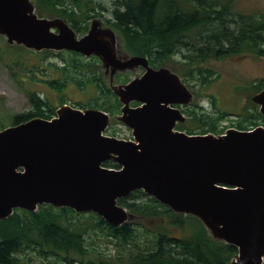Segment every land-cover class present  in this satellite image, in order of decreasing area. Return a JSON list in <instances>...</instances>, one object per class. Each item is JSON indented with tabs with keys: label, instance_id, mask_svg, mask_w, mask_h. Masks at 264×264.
Here are the masks:
<instances>
[{
	"label": "water",
	"instance_id": "95a60500",
	"mask_svg": "<svg viewBox=\"0 0 264 264\" xmlns=\"http://www.w3.org/2000/svg\"><path fill=\"white\" fill-rule=\"evenodd\" d=\"M0 36L35 52L96 56L114 72L145 71L112 85L122 104L116 120L134 141L105 135L108 113L69 105L52 119L0 131V221L18 209L50 205L93 213L119 227L136 216L118 201L143 191L174 213L198 218L214 240L236 247L231 264H264V126L222 135L176 130L186 121L176 106L190 105L193 93L169 68L154 69L147 58L120 49V36L100 19L80 37L65 19L39 17L32 0H0ZM252 102L264 117V90ZM108 161L119 168L105 167Z\"/></svg>",
	"mask_w": 264,
	"mask_h": 264
},
{
	"label": "trees",
	"instance_id": "16d2710c",
	"mask_svg": "<svg viewBox=\"0 0 264 264\" xmlns=\"http://www.w3.org/2000/svg\"><path fill=\"white\" fill-rule=\"evenodd\" d=\"M32 1L40 17L65 19L79 35L88 31L91 20L102 19L105 26L120 35L124 49L132 56L146 57L154 68L170 66L171 62L178 64L171 66L173 71L193 91L197 85L201 90L219 78L206 65L211 60L220 61L243 53L264 56V12H236L241 0H114L108 18H104L103 6L95 0ZM14 48H17V62L23 58V52L35 54L24 47ZM43 53L61 58L64 65L52 68L62 73L85 74L87 64L80 54ZM174 58L178 61H173ZM90 63L96 65L98 61L91 59ZM89 69L82 79L76 80L70 74L64 78L80 88L91 86L99 91L88 104L77 106L99 109L111 116L119 114L118 97L99 80L103 73ZM48 83L60 88L64 84ZM262 90L264 79L255 82L251 89L253 94ZM193 93L192 106L182 108L188 120L178 125V130L188 134L221 135L229 128L248 131L264 121L258 106L250 100L241 114L233 115L237 117L235 120L223 125L232 114L220 110L215 97L212 103L217 114L209 113L198 103L200 94ZM29 101L31 110L16 115L14 125L55 116L56 106L38 98L36 93L29 95ZM104 166L119 168L114 161ZM118 204L136 219L113 227L96 214H79L69 208L42 205L35 212L16 210L8 219L0 221V264H30L33 256L50 254L59 255L65 264H231L238 254L236 247L214 240L198 218L174 213L143 191L133 192ZM144 220L157 221V225L148 226Z\"/></svg>",
	"mask_w": 264,
	"mask_h": 264
},
{
	"label": "rangeland",
	"instance_id": "374dc122",
	"mask_svg": "<svg viewBox=\"0 0 264 264\" xmlns=\"http://www.w3.org/2000/svg\"><path fill=\"white\" fill-rule=\"evenodd\" d=\"M103 6L104 18L111 16V11L114 8V0H95ZM100 10V9H99ZM236 12L244 14H259L264 12V0H241L235 8ZM15 46H10L7 40L3 37L0 39V128L14 126V117L18 114H24L31 110L29 95L31 93H40L43 97L48 96L51 100L48 102L58 106L60 103L52 101L55 96L44 82L49 79L62 78V72L52 68L53 65L62 67L64 62L60 57L54 54L39 53H22L23 58L17 62L18 53ZM55 54L58 52H54ZM65 58H68L66 55ZM87 69L82 74L72 71L69 74L75 79H82L90 71L98 70L102 72L101 67L90 63V59L84 58ZM175 62L178 60L174 58ZM89 64V65H88ZM51 65V66H50ZM206 65L211 67L219 75V78L209 87L201 89L197 85L194 89L200 95L198 103L202 104L209 113H215L213 106V97L216 99L217 106L220 110L231 113L232 116L224 121V124H230V121L235 120L238 115L243 112V109L248 106L253 93L251 91L255 82L264 79V56L257 57L249 55V53L239 54L232 58H226L220 61L211 60ZM178 64L170 63L165 67L173 70L171 67ZM32 70V71H30ZM132 78V75H129ZM75 83V82H74ZM73 81H70L67 94L72 98L74 104H88L90 99L98 95V91L94 87H86L84 93H77L73 88ZM75 86V85H74ZM192 93L194 92L190 89ZM217 114V113H215ZM114 123L112 131H115V137L126 138L128 131L121 124ZM231 129V128H230ZM148 226L157 225V221L144 220ZM98 238H96L97 240ZM104 245H102L103 247ZM112 247V246H110ZM115 249H112L111 254H114ZM49 254V253H48ZM34 260L30 264H65L59 255L33 256ZM79 264V262L75 263Z\"/></svg>",
	"mask_w": 264,
	"mask_h": 264
},
{
	"label": "flooded vegetation",
	"instance_id": "af4514ba",
	"mask_svg": "<svg viewBox=\"0 0 264 264\" xmlns=\"http://www.w3.org/2000/svg\"><path fill=\"white\" fill-rule=\"evenodd\" d=\"M103 21V20H102ZM103 27H106L105 26V22L103 21ZM120 49L123 50V48L121 47ZM93 60V59H97L98 63H96V65H98L99 67H101V70L103 73L102 75V79H100L99 77V80H103V86H104V82L106 83V85L112 90V85H124V84H128L129 82H131L133 79H135L136 77H139V76H142L144 74V69L143 68H139L137 69L136 71L134 72H129V71H125V72H122V71H115L114 72V69L109 67L108 69L103 65V63L101 62V60L97 57H92L90 58V60ZM115 73V74H113ZM69 73H62V78H55V79H49L48 81H60L61 83H64L61 88L58 87L57 85H50L48 82H44L47 87L51 90V93L55 96V99H53L52 101H55L58 103H60V107L61 108L62 106L64 105H69L73 108H77V109H81L80 107H78L76 104H74L72 102V98L67 94V90L69 88V85L70 82L69 81H65L64 78L68 75ZM129 75H132V78H129ZM74 83V82H73ZM75 85V86H74ZM73 85V88H75L78 92L77 93H84L85 92V88H80L79 86L76 85V83H74ZM98 91V90H97ZM36 93V92H35ZM98 94H99V91H98ZM36 96L42 100H45V101H49L51 100L50 98H48V96H45L43 97L40 93H36ZM119 100V99H118ZM62 101H65V103L61 104ZM30 102V101H29ZM120 103V101H119ZM121 104V103H120ZM140 104L138 103H132V107H137L139 106ZM56 106V105H55ZM31 108H32V105H31ZM58 106H56V114L55 116L57 115V110L59 109ZM121 108H122V105L120 106L119 108V114L117 115H120L121 114ZM86 109H92V108H84L82 110H86ZM29 112V111H28ZM45 114H47V112H44ZM117 115L113 116V118H115ZM53 116V117H55ZM52 117V118H53ZM14 125V124H13ZM264 125V121L258 125L257 127H260ZM255 127V128H257Z\"/></svg>",
	"mask_w": 264,
	"mask_h": 264
}]
</instances>
